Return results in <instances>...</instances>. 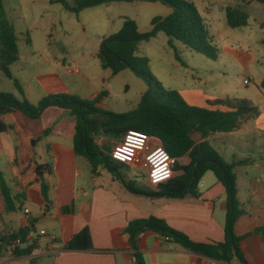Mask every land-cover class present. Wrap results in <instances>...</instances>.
I'll use <instances>...</instances> for the list:
<instances>
[{
    "label": "crops",
    "instance_id": "0c3cea01",
    "mask_svg": "<svg viewBox=\"0 0 264 264\" xmlns=\"http://www.w3.org/2000/svg\"><path fill=\"white\" fill-rule=\"evenodd\" d=\"M51 44H44L40 50H47ZM44 55L47 54L43 53L37 60L25 59L22 66L23 81H20L25 97L32 104L54 93L91 100L105 92L108 97L112 77L124 71L112 75L101 63H98L101 71L97 63L84 67L81 64L85 55L68 54L66 58ZM19 61L20 57L14 63ZM11 75L20 79L12 72ZM178 92L191 105L224 110L210 105L209 101L215 98L206 94ZM258 109L259 115L238 130L208 137L225 161L249 160L235 167L237 200L243 212L234 225L237 236L245 235L240 247L248 264H264V240L254 233L264 225V108L258 106ZM4 120L8 129L0 133V158L6 169V172L0 170L3 201L0 204V264H130L133 250L125 229L131 221L148 217L164 220L194 242L223 241L227 198L223 184L213 172L207 171L202 176L194 195L163 198L134 194L125 187L124 180L134 181L125 171H140L145 177L144 189H153L157 181L173 172L165 166L152 169L144 164L127 166L111 160L123 180L102 166L92 175L88 161L73 151L75 119L63 108L49 107L36 119L19 111L9 112ZM94 141L106 145L105 142L113 140L99 133ZM118 144L115 140L109 150ZM152 144L158 145V140L154 139ZM176 162L185 165L188 158ZM38 166L41 176L36 171ZM42 183L46 186L47 200L41 190ZM69 207L72 212H62ZM42 230L44 235L40 234ZM20 232L24 234V242L12 249L11 242L16 237L8 242L4 239ZM29 246L30 253L12 252ZM137 246L145 264H193L204 258L153 231L139 234Z\"/></svg>",
    "mask_w": 264,
    "mask_h": 264
},
{
    "label": "trees",
    "instance_id": "16d2710c",
    "mask_svg": "<svg viewBox=\"0 0 264 264\" xmlns=\"http://www.w3.org/2000/svg\"><path fill=\"white\" fill-rule=\"evenodd\" d=\"M131 1L135 0H73L71 5L66 0L53 2L61 3L68 11L77 14L83 9L101 4ZM139 1H158L169 6L172 12L165 18L153 17L150 21L151 29L147 32H140L136 22L126 18L116 33L102 40L97 53L102 68L110 69L112 75L128 68L148 84V89L136 109L126 113H115L99 107L106 96L105 92L96 94L91 100L66 93H54L42 97L36 104L29 102L19 81L12 77L9 70V66L18 60V47L14 30L8 23L0 0V70L7 78L13 80L18 93L16 96L13 93L0 92V133L8 129L4 115L9 112L19 111L29 118L36 119L49 107L66 109L75 119L74 153L88 161L92 175L96 174L98 168L102 166L122 180L108 155L110 152L108 145L95 143V136L100 133L109 136L112 140L120 141L127 132H137L156 138L167 154L174 159L173 175L157 182L153 189H142L136 186L134 181L124 180L125 187L134 194L180 198L186 194H196L202 176L207 171L213 172L223 184L227 198L224 239L222 242L213 243L194 242L185 234L169 227L162 219L148 217L134 220L125 230L129 235V243L136 258V264H145L137 246L138 235L144 231H153L163 239L166 238L167 241L203 257L227 264L234 262L248 264L240 247V242L245 235L237 236L234 233V225L243 212L237 200L235 167L244 165L249 160L225 161L211 146L208 137L216 133L238 130L259 115L258 106L247 99L224 97L209 101L210 105L220 106L224 110H212L191 105L179 92L161 87L150 71L149 59L137 54L139 42L147 41L155 37L158 32H163L169 38L168 44L172 48V42L176 40L186 48L212 61L217 60L219 51L205 19L189 0ZM250 1L264 4V0ZM225 14L227 25L231 28L247 25L248 15L243 10L228 6L225 8ZM262 43L264 44V38ZM174 55L180 62L176 51ZM261 88L264 89V77ZM180 158H188V163L178 164L176 160ZM36 171L39 176L42 175L40 166L36 168ZM1 189L8 203L3 181H1ZM41 190L47 200L46 186L43 183ZM62 212H72V208H63ZM254 233L264 240V225L257 227ZM15 237H24V234L23 232L12 234L4 241L8 242ZM31 249L32 247L29 246L24 250L16 249L12 252L15 255H21L30 253Z\"/></svg>",
    "mask_w": 264,
    "mask_h": 264
},
{
    "label": "rangeland",
    "instance_id": "374dc122",
    "mask_svg": "<svg viewBox=\"0 0 264 264\" xmlns=\"http://www.w3.org/2000/svg\"><path fill=\"white\" fill-rule=\"evenodd\" d=\"M53 1L1 0L8 23L14 30L20 57V61L9 66V70L20 78L17 77L22 89L21 71L25 59L37 60L43 57V53L48 58L51 55L57 58H66L68 54L75 57L85 55L81 65L90 67L89 63H97V69L101 71L95 52L104 38L121 28L124 19L134 20L140 32H147L151 29L153 17L165 18L171 11L169 6L158 1L135 0L101 4L75 14ZM189 1L214 35L218 58L212 61L176 40H173L172 48L168 44L169 38L158 32L155 37L139 42L137 51L149 59V68L155 80L164 89L203 93L215 99H247L264 108V90H261L264 77V5L250 0ZM66 2L73 4V0ZM228 6L247 13L246 26L231 28L227 25L225 8ZM46 43L52 44L41 51ZM174 51L179 55L180 62L175 59ZM247 78H250V83L245 85L243 81ZM147 89L148 84L142 78H137L125 68L118 76L112 77L111 94L103 98L99 107L115 113L132 111L139 106ZM0 92L18 96L13 80L1 70ZM113 142L115 140L105 143L110 149ZM3 166L0 158V170L6 172ZM125 173L134 179L136 186L144 189L145 177L140 171L133 169ZM2 202L0 196V204Z\"/></svg>",
    "mask_w": 264,
    "mask_h": 264
},
{
    "label": "built area",
    "instance_id": "2783aa9c",
    "mask_svg": "<svg viewBox=\"0 0 264 264\" xmlns=\"http://www.w3.org/2000/svg\"><path fill=\"white\" fill-rule=\"evenodd\" d=\"M243 83L245 85H248L250 83V78L244 79ZM154 139L156 138L142 135L137 132H127L122 136L118 146L109 152L110 159L114 162L124 164L127 166L144 164L146 167L152 169H158L165 166L168 167L170 172L172 173L174 159L167 154L165 148L159 141H158V145H153L152 141ZM171 176H168L161 180L167 179ZM25 213H28V210H25ZM40 234L44 235L45 231L43 230L40 231ZM23 242L24 240L22 237H16L11 242V248L15 249ZM129 263L136 264V258L134 256V253H132ZM193 264H227V263L216 259L204 257L203 259L197 260Z\"/></svg>",
    "mask_w": 264,
    "mask_h": 264
}]
</instances>
